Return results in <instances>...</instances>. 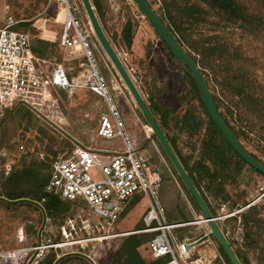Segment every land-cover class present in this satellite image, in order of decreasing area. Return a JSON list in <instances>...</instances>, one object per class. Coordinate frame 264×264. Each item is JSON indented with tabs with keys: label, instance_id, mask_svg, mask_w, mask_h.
<instances>
[{
	"label": "trees",
	"instance_id": "trees-1",
	"mask_svg": "<svg viewBox=\"0 0 264 264\" xmlns=\"http://www.w3.org/2000/svg\"><path fill=\"white\" fill-rule=\"evenodd\" d=\"M117 1L125 11L126 23L121 33L119 35L115 33L113 37L109 35L107 28L108 13L105 1L92 0V3L114 46L118 42L131 50L140 26L138 19L134 16V9L139 14L142 15V13L134 0V7L129 5L128 7L126 0ZM148 1L178 44L199 68L226 125L248 153L264 165V0ZM157 36L160 39L158 34ZM161 43L164 50L176 59L168 47L162 41ZM149 48L147 58L151 57L154 49L152 44ZM31 50L35 56L46 61L50 69L56 64H63L64 54H68L64 51L67 49H64L60 42L45 41L41 38L33 40ZM143 62L147 63L146 60ZM66 65L77 68L80 61L66 63ZM184 72L183 80L187 89L186 92L177 96L180 107H186L181 115L172 116L170 119L171 110L164 108L162 104V99L167 95V89L162 87V90L156 94L155 82L148 87L146 102L166 133L184 169L206 201L212 215L216 216L217 210L211 205L208 195L229 205L232 203L230 206L232 210L241 205L245 208L250 203L245 201L241 204L234 201L229 186L236 184L245 168L251 169L256 175H262L233 150L210 118L190 71L184 67ZM69 77L73 79L71 75ZM158 80L160 81V78L157 76L156 81ZM145 83L149 82L146 80ZM25 117L32 120L33 114L24 106H15L8 109L5 114L7 122L22 120ZM171 122L175 132L173 136L166 131ZM34 132L35 138L30 137L28 140L27 152L13 167L5 182L0 185V198L4 199L0 200V209L15 216L16 220L21 217L27 221L30 215L38 218L35 219V224H29L26 227V234L34 238L35 246H38V235L44 223V213H46L48 221L42 233V240L43 243L56 244L60 241L59 235L66 221L75 217L74 214L69 215V213L78 204L86 205L85 203L76 200L63 201L54 195L47 196L43 209L31 202H8L24 199L41 202L42 197L37 192L44 189L48 182L54 157L49 150L45 152V157H41L38 147L45 134L41 130ZM153 137L156 139L155 135ZM185 137L188 142L183 144L191 149L190 154H184L179 146L178 141ZM163 179H165L164 176ZM178 181L186 190L188 199L182 196L179 188L176 189V203L166 207V216L170 224L194 220L188 200L200 213L197 204L179 177ZM135 204V201L132 202L127 210ZM249 208L256 210L257 205ZM240 218L243 224L247 223L246 214L242 213ZM230 221L235 228L237 218ZM145 228L144 226L138 230ZM172 233L180 241L186 238L193 240L198 238V233L194 232L193 227H180L174 229ZM155 235V233L128 235L117 249H111L106 258L97 264H165L169 258L153 260L147 255L150 250L149 244ZM252 237L253 233L250 232L242 247H234L235 253L242 264H264V240H252ZM218 253L227 264H231L220 246H218ZM86 256L83 253H71L58 264L68 262L92 264ZM194 258H198L196 253ZM58 259V250L51 248L43 260L37 264H55Z\"/></svg>",
	"mask_w": 264,
	"mask_h": 264
},
{
	"label": "rangeland",
	"instance_id": "rangeland-1",
	"mask_svg": "<svg viewBox=\"0 0 264 264\" xmlns=\"http://www.w3.org/2000/svg\"><path fill=\"white\" fill-rule=\"evenodd\" d=\"M104 1L106 4V11L108 13L107 28L109 29V35L111 37H113L115 33H118L119 35L126 23L125 11L121 8L117 0ZM126 4L127 6L129 5L127 2ZM130 5L131 7H134L133 2L131 1ZM134 12V16L138 19L140 26L135 36L133 48L128 50L118 42L115 43V48L120 56L123 59H126L128 67L134 69L132 76L145 99L148 100L147 90L154 82L156 85L154 92L156 94L162 90V87H166L167 95L162 99V104L164 105V108H167L169 111L171 110L170 119L172 116L178 117L186 109V107H180L177 102L178 94L186 92L187 89L183 80V73H185L184 67L178 60L173 58L164 50L160 39L158 38L155 30L149 24L148 20L143 15L139 14L136 9H134ZM10 15H12L11 17H14L16 20L18 19L24 21L19 24L16 29L19 32L29 33L32 38V42L36 38H41L45 41L59 42L60 35L63 31V20L61 18L58 19L57 6L55 4H50L49 0H0V25L4 24L5 19L10 17ZM40 17L43 18V21H40ZM150 44L153 45L154 49L151 57L147 58L150 51ZM64 51L68 54H64V62L62 65L68 71V74L73 78H80L83 75V70L80 68V65L76 68V66L73 65L67 66L66 63H72L77 60L81 63L84 58L83 53L71 50ZM97 56L103 67L104 74H106L109 79L115 78L120 83H123L101 48L100 51L97 52ZM144 60L147 61L146 64L143 62ZM47 68L49 67L47 66ZM157 76L160 78V81H156ZM146 80L150 84H146ZM127 93L129 105L126 110L127 112L125 117L127 124L130 127L128 133L133 141L137 143L140 151L149 160L151 165L159 171L162 178L161 192L163 191V195L160 193V197L166 209L168 205L173 206L176 203L177 188L180 189L182 196H186L188 198V194L186 193L184 187L179 183L178 177L174 173L172 165L167 159L158 140L153 137L154 133L147 121L142 116L128 91ZM58 102L66 119L64 124L57 122L58 126H50L43 117H38L32 111H30L33 114L32 120L29 117H25L22 120L20 119L7 122L5 120V116L0 119V125H2L0 128V179L4 180L9 177L4 175L7 164H11L13 169V167L20 162L24 153L28 150L29 138H35V130H41L45 134V136H42L38 150L41 151V157H45V152L48 150L50 151L51 155L54 157L51 164L52 167L59 156L66 149L71 148L74 143H77V141L84 144L91 143L98 149L108 147H118L121 149L119 141L113 145V143H106L102 141L97 136L101 117L107 113L103 100L86 91H80L76 92L72 98H68L67 95L61 93V95L58 96ZM6 112L7 110L4 114H6ZM173 128L174 126L171 122L169 126L170 130L168 128L166 129L171 136L175 133ZM178 142L184 154L191 153V149L183 144L188 142L187 137L181 138ZM195 157L196 159L198 158L197 155H195ZM163 176L165 179H163ZM4 182L1 181L0 185ZM263 188L264 178L256 175L249 168H245L243 170V173L237 179L235 185L229 186L234 201L240 202L241 204L246 201L249 202L251 206L257 205L256 210H252V208L247 207L242 210V205L240 204L241 206L235 208V210H242V212L239 215L222 222L224 231L227 230L230 232L229 241L232 243L235 238L233 233L236 232L239 225H241L244 241L241 244L233 245L234 247H242L245 243L246 236L250 232L253 233L252 240H264V198L261 199V196L263 195ZM208 196L210 198L211 205L217 210V214L214 217L220 215V212H222V205L226 206V210L224 212L226 215L233 213L234 210L230 207L232 203L229 205L226 202L215 199L211 195ZM191 207L194 220L190 222H195L196 220H199L202 215L201 212L199 213L196 209H194L193 205ZM148 209L149 203L147 199L145 197H140L138 198L136 204L132 208L125 211L116 222L109 223L105 219L99 217L88 206L78 204L69 213V215L74 214L76 217V231L72 235L67 232V240L63 231L64 225L61 229V234L59 235V243L65 244L62 247L53 249L58 250L59 258L71 253H83L91 257L97 264L106 258L111 249H117L122 240L127 237L120 236V234L136 231L145 226L144 216ZM242 213L246 214L248 218L246 224H243L241 221L240 215ZM233 218H237L238 220L235 228H233V222L230 221ZM16 219L17 218L15 216L0 209V252L43 247L42 250L29 252L23 259L14 262L12 261L9 264H37L38 262H41L46 256L47 251L51 249L44 247L53 243H43L42 240V245L39 246L38 235V246H35L34 238L26 234L27 225L35 224V219H38L37 217L30 215L27 221L23 220L21 217L18 220ZM85 220H88L89 223L87 222L88 224H83ZM43 225L44 223L41 228ZM84 225L86 227L87 225L89 226L84 229ZM183 227H193L194 232L198 233L197 239L205 236L204 233L206 226L204 225L194 224ZM115 234H118L119 237H111L95 242L86 241L89 238H102ZM21 237H24V241H21ZM77 240L81 241V244L76 246L73 242ZM210 240L211 243L207 242L196 250V256L198 258L202 257L209 259H212L214 256H218L221 259L222 257L218 253L219 245L214 238H210ZM147 255L151 259L155 260L150 254V250ZM223 261L227 264L224 259ZM0 264H2V261H0ZM66 264L75 263L68 262Z\"/></svg>",
	"mask_w": 264,
	"mask_h": 264
},
{
	"label": "built area",
	"instance_id": "built-area-1",
	"mask_svg": "<svg viewBox=\"0 0 264 264\" xmlns=\"http://www.w3.org/2000/svg\"><path fill=\"white\" fill-rule=\"evenodd\" d=\"M130 1L133 2L126 0L129 6ZM49 3L57 6L58 19L62 16L63 31L59 39L60 45L64 49L83 53L84 58L80 63L83 75L70 79L68 71L62 64L47 68V62L32 52L30 34L17 31L16 27L21 22L14 17H8L4 24L0 25V119L5 116L6 110L24 106L38 117H43L50 126H58L57 122L64 124L66 121L58 96L64 93L68 98H72L76 92L86 91L103 100L107 109V113L100 120L98 138L113 145L119 141L121 149L118 147L98 149L74 143L55 161L46 186L38 191V195L42 197L39 204L43 206L48 195L57 196L63 201H80L99 217L114 223L136 197H145L149 203V209L144 216L146 228L122 233L120 236L155 233L149 244L150 254L155 260L169 258L165 264H225L218 256L212 259L194 258L195 246L189 248L187 245L198 243L202 237L195 241L190 239L180 241L172 233L174 229L199 224L206 226L204 235L207 236L210 228L202 217L186 224L168 222L166 209L160 197L161 175L128 133L130 127L125 117L129 105L128 90L123 83L115 78L109 79L104 74L97 56L101 47L80 0H49ZM121 59L132 75L134 69L128 67L126 59L122 57ZM11 170L12 165L7 164L4 175L9 176ZM0 180L4 182L6 179ZM262 192L261 199L264 198V188ZM249 206L251 205L247 208ZM221 207L222 212L214 218L229 241L230 232L224 231L222 222L239 215L243 208L226 215L224 213L226 206ZM87 222L89 223L85 220L83 224H88ZM87 227L84 225L83 228ZM76 228V217L66 221L63 231L67 240V232L72 235ZM233 235L235 236L233 243L229 241L232 246L243 243L241 225ZM111 237L116 238L119 235L94 237L86 241H102ZM23 238L21 237V241H24ZM207 242L211 243L210 238L200 244ZM73 243L77 246L81 241ZM64 244L53 243L44 248H59ZM42 249L43 247L24 248L0 252V261L2 264H9L23 259L29 252Z\"/></svg>",
	"mask_w": 264,
	"mask_h": 264
},
{
	"label": "water",
	"instance_id": "water-1",
	"mask_svg": "<svg viewBox=\"0 0 264 264\" xmlns=\"http://www.w3.org/2000/svg\"><path fill=\"white\" fill-rule=\"evenodd\" d=\"M138 9L141 11L142 15L148 20L151 24L153 29L159 35L161 41L168 47L171 53L176 57V59L180 62V64L187 68L190 71L191 76L193 77L207 109V112L221 131L222 135L225 137L227 142L233 148V150L253 169L259 172L264 177V165L254 159L248 151L243 147L234 133L230 130V128L226 125L224 120L222 119L219 110L216 106V103L213 99V96L206 84V81L200 72L199 68L193 61V59L182 49V47L178 44L172 33L168 30V28L164 25V23L159 19L156 15L155 11L153 10L151 4L148 0H134ZM82 7L86 13L87 19L89 24L91 25L94 36L99 43L101 49L104 51L105 55L107 56L108 60L110 61L112 67L114 68L115 72L125 85L126 89L128 90L129 94L133 98L137 108L141 112L142 116L147 121L148 125L150 126L151 130L153 131L156 139L158 140L160 146L162 147L167 159L172 165L174 173L177 177L185 185L186 189L194 199L195 203L197 204L202 218L207 222L210 232L207 236H204L198 243L194 245H187L189 248L199 245L207 238H214L217 244L223 248L227 257L229 258L231 264H242L235 253L234 247L228 241L226 236L224 235L222 229L220 228L219 223L215 220L214 216L212 215L206 201L202 197L201 193L197 189L196 185L192 181L189 174L184 169L180 159L178 158L174 148L172 147L170 141L168 140L166 133L159 125L157 120L155 119L154 115L152 114L146 99L142 92L140 91L138 85L136 84L133 76L128 71L127 67L125 66L124 62L122 61L118 51L116 50L114 44L112 43L111 39L109 38L108 34L104 30L100 18L96 12V9L92 3V0H80ZM0 200H4L0 198ZM10 203H20V202H31L41 209H43L42 205L38 202L30 201V200H19L16 202L8 201ZM44 211V210H43ZM44 225L39 231V244H42V233L47 224V216L44 213ZM67 255L60 257L55 264H58L61 260H63ZM92 264H96L90 257L86 256Z\"/></svg>",
	"mask_w": 264,
	"mask_h": 264
},
{
	"label": "crops",
	"instance_id": "crops-1",
	"mask_svg": "<svg viewBox=\"0 0 264 264\" xmlns=\"http://www.w3.org/2000/svg\"><path fill=\"white\" fill-rule=\"evenodd\" d=\"M10 16H12V15H10ZM40 16H41V13H40ZM60 18L62 19V16H61ZM60 18H59V19H60ZM39 19H40V21H43V18H42V17H40ZM17 20H18V19H17ZM18 21H20L21 23L24 22L23 20H18ZM45 21H46V20H45ZM77 143H80V144L85 145V146H89V145H90V146H93V147H94V145H92L91 143H90V144H88V143H87V144H84V143H81V142H78V141H77ZM163 189H164V185H163ZM161 190H162V188H161ZM160 193H161V192H160ZM186 193H187V192H186ZM184 197H185L186 199H188L186 196H184ZM138 198H140V197H136L132 202H134V201L137 202ZM132 202H131V203H132ZM163 204H164V203H163ZM190 204H191V206H192V203L188 200V205H189V207H190V209H191L192 207L190 206ZM130 205H131V204H130ZM201 245H203V244L196 245V246L193 248L194 253H196V250H197Z\"/></svg>",
	"mask_w": 264,
	"mask_h": 264
}]
</instances>
